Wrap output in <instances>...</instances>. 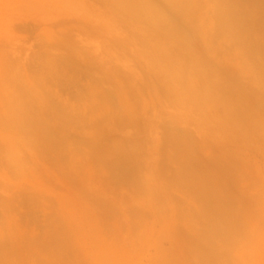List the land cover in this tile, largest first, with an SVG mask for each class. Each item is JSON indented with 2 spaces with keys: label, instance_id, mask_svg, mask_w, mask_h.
Here are the masks:
<instances>
[{
  "label": "rangeland",
  "instance_id": "1",
  "mask_svg": "<svg viewBox=\"0 0 264 264\" xmlns=\"http://www.w3.org/2000/svg\"><path fill=\"white\" fill-rule=\"evenodd\" d=\"M0 264H264V0H0Z\"/></svg>",
  "mask_w": 264,
  "mask_h": 264
}]
</instances>
